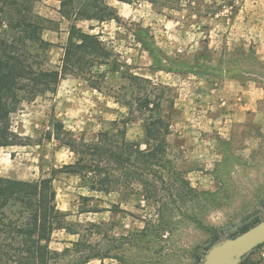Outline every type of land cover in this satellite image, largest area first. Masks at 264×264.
<instances>
[{"label":"rangeland","instance_id":"374dc122","mask_svg":"<svg viewBox=\"0 0 264 264\" xmlns=\"http://www.w3.org/2000/svg\"><path fill=\"white\" fill-rule=\"evenodd\" d=\"M104 1L118 20L76 24L97 34L110 52L113 62L94 68L107 73L105 82L93 89L84 77L68 74L55 94L24 101L11 115L17 144L0 146V177L33 181L53 176L65 226L85 232L88 222L102 225L88 239L107 256L85 264H201L210 247L264 219V0ZM23 3L24 13L53 20L42 38L53 43L47 67L57 68L69 26L59 12L60 0ZM1 7L13 3L0 0V18ZM4 32L11 33L6 24L0 25ZM33 51L38 62L44 59L37 47ZM113 65L119 71L111 70ZM122 72L150 79L158 85L157 95L163 90L170 175L199 192L187 196L188 216H178L180 203L171 202L161 218L157 201L139 194L84 199L93 195L88 184L56 171L74 156L55 138L52 122L61 121L66 135L85 139L109 129L113 120L127 115L125 101L134 95ZM126 139L145 147L142 119L127 125ZM159 222L174 228L157 234ZM142 230L146 233L139 236ZM78 237L56 229L49 247L62 251ZM76 257L65 254L54 264H75ZM0 264L14 262L0 254ZM237 264H264V243Z\"/></svg>","mask_w":264,"mask_h":264},{"label":"trees","instance_id":"16d2710c","mask_svg":"<svg viewBox=\"0 0 264 264\" xmlns=\"http://www.w3.org/2000/svg\"><path fill=\"white\" fill-rule=\"evenodd\" d=\"M11 1L13 7H1L0 18V25L6 24L11 32L0 33V146L17 144L19 136L11 128V115L21 104L47 93L55 94L66 75H79L91 88H101L107 73L94 71V68L109 64L111 54L97 34L83 31L76 22L118 20L114 8L104 0H60L59 12L69 22L67 39L60 65L49 68L47 53L53 43L42 38V31L51 28L53 20L24 13L23 8L28 9L24 7V0ZM117 1L130 3L133 0ZM35 47L44 53L42 61H37L39 55L33 51ZM112 68L119 71L117 65ZM121 76L132 84L134 95L125 101L127 115L113 120L109 129L85 139L66 135L61 121L52 122L55 138L74 156L73 162L56 171L80 176L93 194L83 196L84 199L95 198V194H139L157 201L161 218L163 209L171 202L180 203L176 206L178 216H188L184 207L187 196L195 197L199 192L184 179L170 175V123L167 113L160 108L163 90L157 95L154 89L158 85L150 79L133 73L122 72ZM168 106L172 107L173 101H169ZM138 118L144 123V148L126 139L127 125ZM174 188L176 191L172 193ZM65 217L56 206L53 176L33 181L0 177V254L8 256L14 264H54L59 257L70 253L77 256L75 264L107 256L95 251L88 239L100 233V223L88 222L85 232H81L65 226ZM260 220L243 225L241 232ZM59 228L79 236L62 251L49 247L52 233ZM154 228L157 234H162L165 230L171 231L174 225L159 222ZM145 233L146 230H142L138 235Z\"/></svg>","mask_w":264,"mask_h":264},{"label":"water","instance_id":"95a60500","mask_svg":"<svg viewBox=\"0 0 264 264\" xmlns=\"http://www.w3.org/2000/svg\"><path fill=\"white\" fill-rule=\"evenodd\" d=\"M264 243V219L240 234L208 249L201 264H237L241 257Z\"/></svg>","mask_w":264,"mask_h":264}]
</instances>
